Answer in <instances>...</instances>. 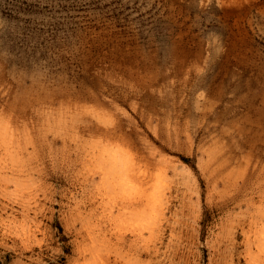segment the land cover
Returning a JSON list of instances; mask_svg holds the SVG:
<instances>
[{"label": "rangeland", "instance_id": "obj_1", "mask_svg": "<svg viewBox=\"0 0 264 264\" xmlns=\"http://www.w3.org/2000/svg\"><path fill=\"white\" fill-rule=\"evenodd\" d=\"M0 264H264V0H0Z\"/></svg>", "mask_w": 264, "mask_h": 264}]
</instances>
